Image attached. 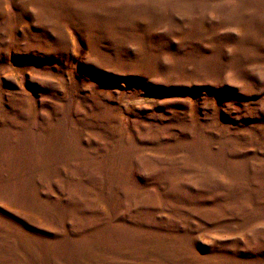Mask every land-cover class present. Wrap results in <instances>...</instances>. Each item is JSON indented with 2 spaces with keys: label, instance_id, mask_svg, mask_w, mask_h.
Returning <instances> with one entry per match:
<instances>
[{
  "label": "rangeland",
  "instance_id": "obj_1",
  "mask_svg": "<svg viewBox=\"0 0 264 264\" xmlns=\"http://www.w3.org/2000/svg\"><path fill=\"white\" fill-rule=\"evenodd\" d=\"M0 264H264V0H0Z\"/></svg>",
  "mask_w": 264,
  "mask_h": 264
}]
</instances>
